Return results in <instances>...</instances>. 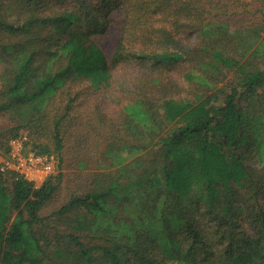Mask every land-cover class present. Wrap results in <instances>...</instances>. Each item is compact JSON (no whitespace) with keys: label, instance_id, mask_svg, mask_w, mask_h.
I'll return each instance as SVG.
<instances>
[{"label":"trees","instance_id":"16d2710c","mask_svg":"<svg viewBox=\"0 0 264 264\" xmlns=\"http://www.w3.org/2000/svg\"><path fill=\"white\" fill-rule=\"evenodd\" d=\"M176 64L194 99L150 83ZM111 97L101 170L58 209L62 171L0 162V264H264V0H0L1 148L62 161L75 108Z\"/></svg>","mask_w":264,"mask_h":264},{"label":"rangeland","instance_id":"374dc122","mask_svg":"<svg viewBox=\"0 0 264 264\" xmlns=\"http://www.w3.org/2000/svg\"><path fill=\"white\" fill-rule=\"evenodd\" d=\"M116 41L117 39L113 35L106 36L102 39V45L109 57L115 50ZM185 70L186 67L183 64L162 66L154 71H149L148 76L159 79L157 83L150 82L151 84H155L158 89H160L159 85L161 86L163 83L167 87L166 91L175 97H189L194 99L199 93V86L185 80ZM128 86L130 87L129 83ZM116 91L118 97L125 98L124 100L129 98V96L123 93L121 88H116ZM109 100L112 105L106 107H103L104 105H97L87 99L83 105L75 108L74 111L77 112V119H74L66 133L62 161L56 153L52 154L54 156L52 159L53 167L50 173L56 174L59 170L62 171V183L54 199L43 207V214H49L58 209L73 195L84 193L92 187L98 171L101 170L99 168L100 164L104 163L101 160V152L106 148L113 134L109 129L108 121L111 118H115L113 115H118L117 108L114 104L116 101H114L113 97L109 98ZM52 108L55 109V107ZM53 114L54 112L52 111L51 115ZM5 125V119H0V130ZM27 137L29 141L31 136L27 135ZM25 144L23 152L25 154L33 153L34 151L31 149L32 143ZM14 150L16 149L13 145H10L9 151L0 147V162L3 164L6 160H10ZM59 166L61 169H59ZM10 170L7 169V172ZM34 185L37 186L36 182Z\"/></svg>","mask_w":264,"mask_h":264},{"label":"built area","instance_id":"2783aa9c","mask_svg":"<svg viewBox=\"0 0 264 264\" xmlns=\"http://www.w3.org/2000/svg\"><path fill=\"white\" fill-rule=\"evenodd\" d=\"M27 141V135H20L11 139L10 145H13L16 150L13 151L12 158L2 164V169L4 171L11 169V171L20 172L28 180L34 183L36 182L38 186L51 174L50 171L53 167L52 159L54 156L49 154H36L35 152L25 154L23 149Z\"/></svg>","mask_w":264,"mask_h":264}]
</instances>
